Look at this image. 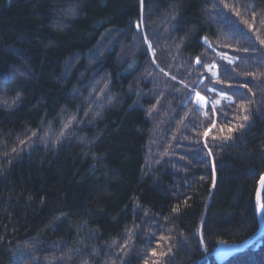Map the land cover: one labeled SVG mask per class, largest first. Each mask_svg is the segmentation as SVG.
Returning a JSON list of instances; mask_svg holds the SVG:
<instances>
[{
	"label": "trees",
	"instance_id": "trees-1",
	"mask_svg": "<svg viewBox=\"0 0 264 264\" xmlns=\"http://www.w3.org/2000/svg\"><path fill=\"white\" fill-rule=\"evenodd\" d=\"M263 173L264 0H0V264H264Z\"/></svg>",
	"mask_w": 264,
	"mask_h": 264
},
{
	"label": "water",
	"instance_id": "water-1",
	"mask_svg": "<svg viewBox=\"0 0 264 264\" xmlns=\"http://www.w3.org/2000/svg\"><path fill=\"white\" fill-rule=\"evenodd\" d=\"M264 187V173L260 176L257 181V187L254 197L255 213L257 215L258 227L256 231L240 242H223L220 241L217 243L215 249L209 254L213 256L216 261H222L228 256L246 248L256 241L258 237L261 236L264 230V210L261 205V193ZM196 262V261H195ZM195 262L191 263L194 264Z\"/></svg>",
	"mask_w": 264,
	"mask_h": 264
},
{
	"label": "snow or ice",
	"instance_id": "snow-or-ice-1",
	"mask_svg": "<svg viewBox=\"0 0 264 264\" xmlns=\"http://www.w3.org/2000/svg\"><path fill=\"white\" fill-rule=\"evenodd\" d=\"M226 7H227V5H226ZM205 43H207V38H205ZM221 58L224 59V60H226L229 64H231V63L233 62V61L231 60V58L228 57V56H226V55H225V56H222ZM196 63H200L199 58H197ZM211 67H214V66H211ZM210 70H211V68H210ZM212 75H213V76H216V73L213 72ZM173 79H175V77H173ZM210 91H214V89H210ZM219 95H221V97H222L223 99H226V100H228L229 102H232V97H231V96H226V95L223 94V93H219ZM196 103H197V105H199V106H201V107L206 106V104H207L206 98H205L204 96H201L199 92L196 93ZM219 103H220V100L215 101V104H219ZM242 107H243V106H242ZM213 110H214V109H213ZM243 118H244L245 120L248 119L247 116H244ZM214 126H215V125H213V127H214ZM241 127H243V125H241ZM232 130H233V129L230 128V129H229V132H231ZM221 131H223V129H221ZM208 134H209V132L206 131V132L204 133L205 137H207ZM224 139H230V137H225ZM205 146H207L206 141H205ZM209 154H211V152H209ZM177 210H178V209H177ZM201 243H203V239L201 240ZM153 254L155 255V253H153ZM161 255H163V253H161Z\"/></svg>",
	"mask_w": 264,
	"mask_h": 264
},
{
	"label": "rangeland",
	"instance_id": "rangeland-1",
	"mask_svg": "<svg viewBox=\"0 0 264 264\" xmlns=\"http://www.w3.org/2000/svg\"><path fill=\"white\" fill-rule=\"evenodd\" d=\"M201 96H204V95H202V94H200ZM221 96V95H220ZM205 97V96H204ZM206 98V97H205ZM195 101H196V96H195ZM206 101H207V104H208V100H207V98H206ZM199 106V105H198ZM199 107H201V106H199ZM206 106H203V107H201V108H205Z\"/></svg>",
	"mask_w": 264,
	"mask_h": 264
}]
</instances>
